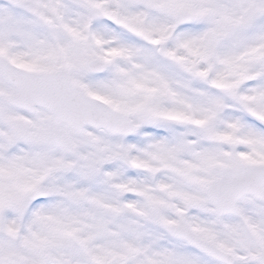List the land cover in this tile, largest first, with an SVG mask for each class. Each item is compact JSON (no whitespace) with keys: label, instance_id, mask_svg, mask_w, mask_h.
Listing matches in <instances>:
<instances>
[{"label":"snow or ice","instance_id":"snow-or-ice-1","mask_svg":"<svg viewBox=\"0 0 264 264\" xmlns=\"http://www.w3.org/2000/svg\"><path fill=\"white\" fill-rule=\"evenodd\" d=\"M0 264H264V0H0Z\"/></svg>","mask_w":264,"mask_h":264}]
</instances>
